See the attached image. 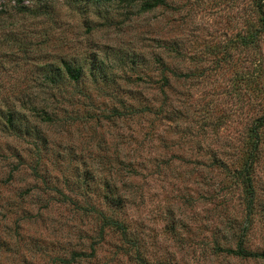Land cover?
Listing matches in <instances>:
<instances>
[{"label": "rangeland", "instance_id": "1", "mask_svg": "<svg viewBox=\"0 0 264 264\" xmlns=\"http://www.w3.org/2000/svg\"><path fill=\"white\" fill-rule=\"evenodd\" d=\"M23 3L0 0V264H264L233 252L264 251V126L251 207L236 174L264 0Z\"/></svg>", "mask_w": 264, "mask_h": 264}, {"label": "trees", "instance_id": "2", "mask_svg": "<svg viewBox=\"0 0 264 264\" xmlns=\"http://www.w3.org/2000/svg\"><path fill=\"white\" fill-rule=\"evenodd\" d=\"M17 5H24V1L25 0H15ZM73 4H75L76 6L79 7H86V3H90V4H94L97 7H102L104 5H106L105 3L107 2H113V1H119V2H123L126 3L128 5H133L135 3H138V5L140 6L141 11H151L154 10L155 8H157L160 5H163L165 3V0H72ZM48 8L45 9L46 12H48ZM28 9V8H27ZM29 10V9H28ZM259 12L261 14V26L257 28V30H254V32L252 33L251 37L249 38H245L241 41L243 44H250L253 43L256 38L255 35L257 32L262 31V29H264V10L262 9V7H260ZM65 68L66 71L68 73V76L75 80L78 81L81 75V69L78 67H74L68 63L65 64ZM164 81L166 83H169L168 78L165 77ZM44 117V116H43ZM11 119V118H10ZM12 123V119L10 120ZM264 126V117L259 118L254 126V128H252L251 130V149L249 150L245 160L243 161V165L241 167V170L238 171L237 176L238 177H242L243 178V182L245 183V188H246V192H247V196H248V207H251L254 200H255V191L253 188V179H252V170L254 167V162L257 155V152L259 151V143L262 139V136L260 134V128ZM112 200H110V202H112ZM112 223V220H110V218L107 217V219L105 220L104 224L105 225H110ZM118 226H121L122 224H117ZM124 230H126V228H123ZM234 253L243 255V256H264V251L262 253H256V252H248L247 250H245L244 248L241 247V245L239 246V248L235 251H233Z\"/></svg>", "mask_w": 264, "mask_h": 264}]
</instances>
